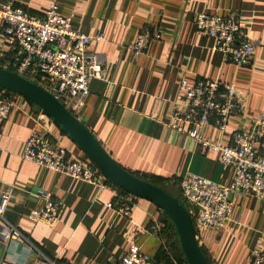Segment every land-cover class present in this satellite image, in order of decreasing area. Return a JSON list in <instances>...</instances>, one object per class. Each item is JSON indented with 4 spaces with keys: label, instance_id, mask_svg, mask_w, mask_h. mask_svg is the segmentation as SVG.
I'll list each match as a JSON object with an SVG mask.
<instances>
[{
    "label": "crops",
    "instance_id": "obj_1",
    "mask_svg": "<svg viewBox=\"0 0 264 264\" xmlns=\"http://www.w3.org/2000/svg\"><path fill=\"white\" fill-rule=\"evenodd\" d=\"M8 1L39 16L54 3L60 14L71 17L74 29L103 33L87 49L101 58L104 72L90 79L89 91L73 113L121 166L155 182L167 179L162 185L173 193L185 172L224 184L231 181L232 167L216 152L202 151L168 120L182 78L189 84L219 78L237 88L242 113L230 116L222 133L205 126L204 136L228 143L233 130L249 127L264 114V0H0V4ZM200 12H237L246 20L250 35L262 42L253 61L224 62L213 40L196 30ZM1 27L0 22V51ZM144 28L159 36L136 55L132 44ZM2 49L5 67L10 53ZM37 112L30 100L16 94L7 117L0 120V193L13 194L5 217L29 241L0 238V264H28L34 253L31 245L58 263L102 264L115 260L131 244L150 257V264H179L163 247L164 214L153 202L135 196L129 214L117 212L107 205L113 194L109 188L99 189L22 158ZM53 139L87 158L58 127ZM39 190L61 202L54 225L28 217L31 209L44 204ZM233 202L231 220L222 228L206 229L198 239L213 264H250L252 249L264 237V198L236 195ZM154 222L160 226L156 233L149 230Z\"/></svg>",
    "mask_w": 264,
    "mask_h": 264
},
{
    "label": "built area",
    "instance_id": "obj_2",
    "mask_svg": "<svg viewBox=\"0 0 264 264\" xmlns=\"http://www.w3.org/2000/svg\"><path fill=\"white\" fill-rule=\"evenodd\" d=\"M1 44L10 53L4 68L24 74L61 99L73 113L82 104L81 98L89 91V81L104 72L101 58L88 51L92 40H100L103 33L86 34L74 29L71 17L58 12L52 3L43 16L29 13L12 1L0 4ZM196 30L209 36L214 47L222 53L224 62L249 65L262 42L250 35V25L237 12L227 15L200 12L196 16ZM159 32L144 28L135 38L132 50L143 54L152 38ZM1 48V53L3 49ZM0 53V54H1ZM16 93L0 90V120L5 119L14 104ZM242 107L237 88L221 79H200L189 84L180 81V91L173 100L168 124L179 132L191 136L204 152L214 151L220 161L233 168V177L227 184L197 173L185 172L179 180L183 201L190 209L197 240L208 228H222L232 218L233 198L251 194L264 198V114H259L249 127L232 131L230 142L222 138L211 139L202 134V128L211 126L224 132L230 116L240 115ZM74 114V113H73ZM35 124L24 143L22 158L57 172L70 175L90 185L112 190L107 205L117 212L129 214L135 198L107 181L99 169L88 159L73 154L53 139L55 123L37 112ZM44 199L40 208L29 211L35 222L54 225L59 218L61 202L50 192L39 190ZM10 192L0 193V238L20 240L27 238L5 217L6 207L12 199ZM159 224L149 230L158 232ZM28 264L58 263L33 248ZM102 264H150V257L135 244L119 254L115 260ZM250 264H264V237L251 251Z\"/></svg>",
    "mask_w": 264,
    "mask_h": 264
},
{
    "label": "water",
    "instance_id": "obj_3",
    "mask_svg": "<svg viewBox=\"0 0 264 264\" xmlns=\"http://www.w3.org/2000/svg\"><path fill=\"white\" fill-rule=\"evenodd\" d=\"M0 87L30 100L38 112L49 117L61 132L80 147L112 184L158 206L175 229L186 264H210L198 243L194 222L182 195H173L121 166L61 99L24 74L0 66Z\"/></svg>",
    "mask_w": 264,
    "mask_h": 264
},
{
    "label": "trees",
    "instance_id": "obj_4",
    "mask_svg": "<svg viewBox=\"0 0 264 264\" xmlns=\"http://www.w3.org/2000/svg\"><path fill=\"white\" fill-rule=\"evenodd\" d=\"M8 56H10V54H8ZM2 64H3V59L2 58H0V66L2 67ZM32 80V79H31ZM34 81V80H33ZM36 82V81H35ZM0 90H4V91H7V92H9L8 90H6V89H3V88H1L0 87ZM14 93V92H13ZM131 172V171H130ZM131 173H133V174H135V175H137V176H139V177H141V178H143V179H146V180H148V181H150V182H152V183H154V184H156V185H159V186H161V187H163L164 189H165V187L162 185V183H164V182H167L168 180L167 179H163V178H159L158 180H157V182H155V181H152V180H149V179H147V178H145L144 176H141V175H138V174H136V173H134V172H131ZM109 183H111L109 180H107ZM112 184V183H111ZM113 186H115L114 184H112ZM115 187H117V186H115ZM118 188V187H117ZM119 190H121V191H123V192H125L124 190H122V189H120V188H118ZM168 191V190H167ZM169 192V191H168ZM181 195V191L179 192V194L177 195V196H180ZM185 204V203H184ZM185 206H186V204H185ZM186 208L188 209V211L191 213V211H190V209L186 206ZM192 216V215H191ZM192 219H193V216H192ZM160 221H161V231H160V236H161V238L163 239V241H164V248H165V250L166 251H168L172 256H173V258L179 263V264H186L185 263V258H184V255H183V253H182V251H181V248H180V246H179V242H178V238H177V234H176V232H175V229H174V227H173V225H172V223L165 217V216H163L162 217V219H160ZM202 247V246H201ZM202 249H203V252H204V254H205V256L207 257V259H208V261H209V263L210 264H213L212 262H211V260L209 259V256H208V254L206 253V251H205V249L202 247Z\"/></svg>",
    "mask_w": 264,
    "mask_h": 264
},
{
    "label": "rangeland",
    "instance_id": "obj_5",
    "mask_svg": "<svg viewBox=\"0 0 264 264\" xmlns=\"http://www.w3.org/2000/svg\"><path fill=\"white\" fill-rule=\"evenodd\" d=\"M177 187H178V189L175 187V190H174V193H176V194H174L172 191H170L173 195H178L179 194L180 188H179V186H177Z\"/></svg>",
    "mask_w": 264,
    "mask_h": 264
}]
</instances>
